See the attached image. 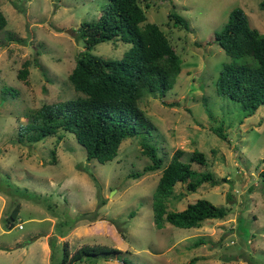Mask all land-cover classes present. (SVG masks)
Wrapping results in <instances>:
<instances>
[{"label":"rangeland","instance_id":"1","mask_svg":"<svg viewBox=\"0 0 264 264\" xmlns=\"http://www.w3.org/2000/svg\"><path fill=\"white\" fill-rule=\"evenodd\" d=\"M108 2L0 0L7 19L0 29V264H61L62 245L71 254L83 243L122 252L80 264H184L193 256L194 264H264V104L247 113L215 86L224 63L256 61L231 57L214 39L237 6L264 32L260 0H141L146 21L156 22L181 56V70L163 96L147 92L139 101L155 124L152 132L122 139L111 160L87 159L72 132L35 142L20 135L28 111L80 94L68 78L84 49L79 26L96 20ZM171 10L189 27L174 25ZM132 46L111 38L91 53L117 59ZM24 62L27 74L19 76ZM217 125L224 137L212 130ZM144 138L163 165L177 148L186 161L194 149L202 150L207 163L191 161L192 168L210 170L219 180L195 190L177 181L168 209L204 197L225 205L227 214L200 226L165 221L156 227L151 201L161 168L143 171L150 162L141 151ZM16 204L18 215L8 227L4 218Z\"/></svg>","mask_w":264,"mask_h":264},{"label":"trees","instance_id":"2","mask_svg":"<svg viewBox=\"0 0 264 264\" xmlns=\"http://www.w3.org/2000/svg\"><path fill=\"white\" fill-rule=\"evenodd\" d=\"M259 6L264 12V0H260ZM168 17L174 25L189 27L188 20L175 10L168 12ZM6 22L0 10V29ZM79 35L83 38L84 49L77 55L68 78L80 94L64 100L62 105L43 103L28 111L20 135L27 134L28 140L35 142L59 130L72 132L84 146L87 159L107 161L118 153L122 139L150 133L155 128L139 101L147 92L163 96L174 85L182 59L166 32L156 22L146 21L141 0H109L96 20L80 24ZM6 38L13 39V34L10 32ZM111 38L132 42L133 46L117 59L91 53L95 44ZM214 39L231 57L249 55L256 61L252 65L224 63L215 82L219 94L239 101L247 113H252L264 104V32L251 26L243 8L237 6L230 10ZM26 63L19 70V76L27 74ZM4 89L13 90L12 87ZM212 130L220 137L225 136L221 125ZM139 142L142 153L150 159L143 171L161 168L151 201L156 227H162L165 221L180 227L200 226L206 218H222L227 214L225 205L214 204L204 197L188 202L181 209L167 208V202L175 196L177 181H186L187 188L192 190L203 182L212 185L219 182L210 170L192 168L191 161L207 163L202 150L194 149L190 160L186 161L182 159L184 150L177 148L163 165V158L152 143L146 138ZM136 173L138 176L143 172ZM262 175L264 179V170ZM18 211L16 204L4 218L6 226L14 225ZM120 252L122 250L115 246L83 243L69 254L67 247L62 245L61 264L92 262ZM196 259L193 256L184 264H194Z\"/></svg>","mask_w":264,"mask_h":264},{"label":"water","instance_id":"3","mask_svg":"<svg viewBox=\"0 0 264 264\" xmlns=\"http://www.w3.org/2000/svg\"><path fill=\"white\" fill-rule=\"evenodd\" d=\"M33 238H34V237H33ZM33 238H32V239H33Z\"/></svg>","mask_w":264,"mask_h":264},{"label":"built area","instance_id":"4","mask_svg":"<svg viewBox=\"0 0 264 264\" xmlns=\"http://www.w3.org/2000/svg\"><path fill=\"white\" fill-rule=\"evenodd\" d=\"M21 226V225H20Z\"/></svg>","mask_w":264,"mask_h":264}]
</instances>
